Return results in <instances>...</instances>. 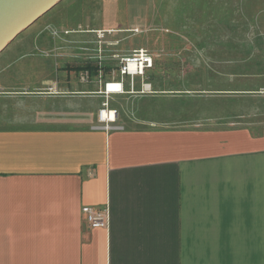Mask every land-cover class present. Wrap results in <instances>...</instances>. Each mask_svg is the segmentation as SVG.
I'll return each mask as SVG.
<instances>
[{
    "label": "crops",
    "instance_id": "crops-1",
    "mask_svg": "<svg viewBox=\"0 0 264 264\" xmlns=\"http://www.w3.org/2000/svg\"><path fill=\"white\" fill-rule=\"evenodd\" d=\"M94 5L62 13L59 27L77 30L17 45L42 61L0 68V264H264V125L231 112L233 96L264 95V70L229 62L192 82L206 71L187 64L200 54L190 43L231 34L166 3L164 30L135 28L145 38L123 50L163 51L134 93L109 97L120 128L106 131V65L88 64V43L114 27L87 26ZM83 207H107L108 227L90 229Z\"/></svg>",
    "mask_w": 264,
    "mask_h": 264
},
{
    "label": "rangeland",
    "instance_id": "rangeland-1",
    "mask_svg": "<svg viewBox=\"0 0 264 264\" xmlns=\"http://www.w3.org/2000/svg\"><path fill=\"white\" fill-rule=\"evenodd\" d=\"M83 1L85 0H64L50 13L39 19L0 55V68L26 66L33 58L39 59L40 57L41 60L42 53L38 49L30 50L33 54L32 57H29L30 59L20 58V54L23 53L17 50V45L26 37L37 33L44 32L50 36H54L53 33H55V36H57L64 33L63 30L65 29L77 30V27L74 28L75 26L66 24H64L65 27L62 26L63 29L60 28L58 20L63 18L62 13L67 12L71 7L73 8L74 5H79ZM170 2L184 4L181 11L185 14L188 11L187 23L189 25L195 27L196 24H213L220 17L221 27L223 30L226 29L223 32L227 35L231 34L228 37H231L232 40L190 43L193 50H199L200 54L198 57H190L188 63H186L191 68L192 66L195 68L204 67V71H206L202 74H190L192 82L197 78L208 81L212 76H216V74H212L213 71L217 72L220 69L219 67L227 66L229 62H233L238 69L247 67L251 69L254 76H261L259 75L260 71L264 70V0H88V6L96 4L98 7L94 5L88 11V16H81L86 21L87 26L114 27V29L111 28L112 30L108 31L109 34L106 35L105 39L102 31H98L102 33L99 37L98 32L94 34L98 38L95 37L93 42L88 43V64H93L96 67H99V64L106 65L101 69L100 76L102 78L107 77L108 80L115 77L117 62L112 60V55L123 56L126 54L123 51L124 49L140 46L139 44L145 38V35L131 36L133 35L132 30H136L135 28L146 32V35H148V32L153 35L155 30H164L165 5ZM214 4H220V9H216L217 7ZM177 12H180V10ZM214 18H216L215 21ZM47 19L49 23L46 22ZM118 28H122V30L129 29L124 33L126 37H129L122 41L120 46L117 42L112 41L117 36L115 31ZM234 33L236 35H233ZM234 36H236V39ZM204 49H206V52L203 51ZM146 50L150 54H155L159 50V52L163 51L156 46L152 49L146 48ZM160 61L161 59H158V62L162 63ZM92 75L95 78L98 76L97 73ZM134 84V90H136V84L138 83L135 81ZM125 90L129 92L128 85H125ZM249 97L247 95L233 96L231 103H234L235 110L231 112L234 115H243L248 122L256 121V124L264 125V95ZM229 121L238 122L239 120L234 117Z\"/></svg>",
    "mask_w": 264,
    "mask_h": 264
},
{
    "label": "built area",
    "instance_id": "built-area-1",
    "mask_svg": "<svg viewBox=\"0 0 264 264\" xmlns=\"http://www.w3.org/2000/svg\"><path fill=\"white\" fill-rule=\"evenodd\" d=\"M69 32H64L68 34ZM132 33H138V30H132ZM55 36L56 34L53 33ZM102 33L98 32V37ZM112 60L117 62L115 77L111 80L103 83L101 94L105 97L104 103L101 104V108L98 112V123L106 131L113 128H120L115 126L116 124V111L112 110L108 106V99L113 95H123L126 93H134V81L135 79L143 80L146 76V72L152 69L154 64L153 56L146 49L133 50L127 56L112 55ZM125 85H128L129 92H126ZM148 85H143L140 94L147 91ZM0 90V96L5 95ZM86 225L90 229H106L109 224V210L107 207L103 209H95L93 207H83L81 210Z\"/></svg>",
    "mask_w": 264,
    "mask_h": 264
},
{
    "label": "water",
    "instance_id": "water-1",
    "mask_svg": "<svg viewBox=\"0 0 264 264\" xmlns=\"http://www.w3.org/2000/svg\"><path fill=\"white\" fill-rule=\"evenodd\" d=\"M64 0H0V54Z\"/></svg>",
    "mask_w": 264,
    "mask_h": 264
}]
</instances>
